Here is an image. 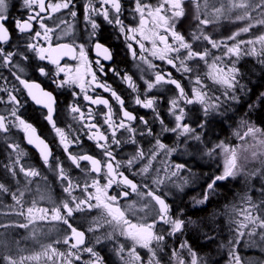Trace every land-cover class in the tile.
<instances>
[{
    "label": "snow or ice",
    "instance_id": "1",
    "mask_svg": "<svg viewBox=\"0 0 264 264\" xmlns=\"http://www.w3.org/2000/svg\"><path fill=\"white\" fill-rule=\"evenodd\" d=\"M189 2L195 10V14L192 17L195 27L190 33L192 42H189L185 35L177 30L184 27L183 21L186 17L185 4ZM219 2L221 7L214 9V16L201 18L200 13L205 5H202L199 0H158L155 5L147 3L146 0H129L127 5H125L123 0H85L81 5L85 22L84 35L81 38L83 42L57 43L53 46L50 35L53 29L45 23V17L47 16L48 19H51L52 13H59L62 10H68L72 18L77 17L78 12L75 10L76 4L74 0H59V2L48 4L45 3V0H21V6L27 12L26 17L22 19H13L10 16V0H0V68L9 69L15 82L12 87L4 86L0 88V92H3L4 96H6V99L4 96H0V104L5 106L2 109L4 114H0V141L6 144V156L9 161L7 164L0 162V167H3L13 179L16 178L18 171L23 174L25 180L24 188L17 187V190L11 193H9V189L4 183H0V193L11 195L12 200L15 202L13 210L16 211L18 216L26 220L25 223L12 226L28 229L29 225L37 220H62L70 231V235L63 240V243L69 249L67 255L48 245L42 253L27 257L20 256L19 264H24V261L39 260L41 256H46L49 260H52L53 256L57 258L64 257V264H106L104 257L95 250L94 245H100L105 240H111V234L109 233L106 237L98 236L93 246H86L85 232L77 230L69 222L76 212H84L94 208L104 210L106 213L105 223L117 229L120 236L126 237L133 242V246L127 254V259L123 255L125 252L123 244H119L113 249L115 255L124 264H142V258L136 252L137 245L148 249L150 253L146 264H161V260L157 258L156 250L151 245L153 241H156L158 246L163 245L166 236L156 234L154 231L156 224L169 225L168 237H176L184 236L185 229L193 223L191 220L186 221L181 218L182 212L180 209H176L175 216L171 214L172 205L167 202V199L172 198L171 192L165 191L158 195L149 188L148 184H143L144 191H140L139 188L141 186L129 179V176L125 175L123 171H120L122 162L117 159L113 151L114 147L120 149L122 146V139L117 138L118 132L127 134V138L123 140L124 144L136 146L135 152L129 154V158L123 161V165L129 171L145 159V151L136 137H152L155 140L153 149L149 150L150 159L148 163L138 169L137 174L140 176H147L152 166V161L156 160L158 152L163 151L166 156H171L177 149L169 148L162 143L144 116L139 117V123L143 125V130L138 131V127H133V122L137 120V116L125 108L124 99L110 85L99 82L97 71L104 76L111 72L117 79L125 83L131 92L135 94L133 103L142 109L152 111L154 121L159 125L161 134H175L177 140L183 138L186 146L185 151H187V146L191 143L193 148L200 149L207 157H212L218 151L222 152V171L219 174H213L208 177L203 198L196 200V205H205L210 199V194H216V188L220 182L227 181L230 178L235 179L238 175L243 174V171L238 166V156L235 149H230L223 142L212 144L208 140L207 144H205V140H207L208 131H210L208 126L212 122L211 118L214 115L222 114L220 108L226 102H238L237 91L243 92L246 89V86L241 84L240 79H238L242 75L237 67L240 59L245 56L255 57L258 64L264 68V19L253 18V13H256L257 16H261L264 13V0H238V2L237 0H232L230 5H228V0H219ZM97 4H99V7L96 6ZM253 4L255 5L254 7ZM125 12L128 13V18L131 20H138V27L125 24V19L122 18L125 16ZM241 12L243 14H239ZM233 13H237L235 21L243 22L244 26L225 39L217 40L205 34L204 29L207 26L218 22L221 17L230 19ZM97 18H100V20L98 21ZM10 23L11 28L9 27ZM60 23H65V21L61 20ZM103 23L112 26L123 36L126 48L132 59L138 61L136 67L141 73L144 72V68L141 65H146L149 70L154 72L152 80L145 79L143 75L140 76V80L146 90L144 93L145 98L142 99L141 95L138 94L139 85L135 82L132 75L127 72L121 75L120 71L110 65L106 71V65L101 61L114 62L115 57L114 53L106 45V37H104L102 30ZM34 25L40 30H35ZM149 25L151 26L149 27ZM257 28L261 29L259 35H254L249 39H238L244 34L252 33L253 29ZM71 31L72 28L69 25L65 34H69ZM13 32H17L23 37L19 47L10 43ZM162 32L164 34H161ZM137 36H139V39H137ZM169 38H171V43H169ZM39 41H43V43ZM145 41L150 42V48L145 46ZM197 41L207 42L210 47H205L203 50H194L193 45ZM132 42H135L139 47V57H137V50L133 47ZM5 45L8 46L9 50H6ZM221 49L222 53L220 55L212 56V50ZM182 50L184 52L183 58L180 55ZM89 51L96 54V60L92 61L89 59ZM145 53L166 62L167 65L177 72L187 76H194L195 79L189 80V83L199 87H192V95L190 97L182 83L172 77L171 72L161 73L160 71H155L156 65L148 59ZM65 56L78 61L74 68L68 64H61ZM210 57L211 62L209 63ZM226 59L231 62L230 67L222 66ZM177 61L179 62L178 68ZM191 61H202L204 63L207 67L205 75L214 83L223 87V100L219 96L210 97L202 90L205 85L202 83L201 77L196 74L198 66H189L188 62ZM45 62L54 66L51 72L46 67ZM93 64L96 65L95 70L93 69ZM26 68H30L33 74L48 80L53 86V90H47L41 83L32 80L30 77L22 78L26 75ZM12 69H15V71ZM3 79L7 80L6 77ZM16 85L20 87H16ZM167 85L174 86L177 90L175 98L169 101L167 108V114L174 120V126L172 127L165 124L164 118L157 110L158 101L156 97L147 96L148 92L163 89ZM97 88L110 93L116 101L121 113L118 122L113 118L115 113L108 99L99 95L93 98L92 95H89L90 90L95 92ZM57 89H68V94L72 99L68 103L66 111L69 117L78 124L75 129L69 125L68 131H66L64 127L58 126V96L64 93L63 91L57 93ZM248 91L250 92L251 90L249 89ZM21 92L28 98L23 100V102L18 98ZM81 97L91 105H103L106 107L107 111L99 113V115L103 125L107 128V135L100 130L99 125L93 122L95 120L93 109L91 107L87 109L86 117L85 112L76 103ZM29 100L43 109V119L58 138L59 146L62 148L66 159L77 169H81L82 162H88L90 167L86 175L95 174L96 176L90 184L85 182L81 186L80 183H74L68 177L58 157L54 158L55 168L49 163L50 158H53L52 149L37 134L36 127L24 119L21 114V110L26 108ZM182 103L184 106H181ZM197 104L200 105L199 111L201 115L193 121L195 124V127H193L192 124L187 122L191 117L188 115L186 108L189 105ZM261 104H264V92L257 96L254 103L248 105L249 110H253ZM86 119L87 123H85ZM241 125L247 128L241 139L251 136L256 140L258 134L264 136V130L248 124L247 121L241 120ZM13 130L22 132L27 144L34 146L38 150L43 164L48 167L49 171L53 172L62 183L66 182L67 186L63 188V191L69 195L73 206H70L68 201L63 202L62 207L65 210V215L62 216L60 208L57 207L52 210V214L49 216V210L47 208H38L36 201H33L32 206L28 207L26 211L24 210L22 201L25 191L29 190L27 185L32 183V178L39 177L40 172L33 167H25L20 163L21 158L24 156L23 150H21L19 143H9L12 139ZM69 133H71V138ZM81 136H84L87 141L94 142L95 147L102 153L103 162L91 154H74L73 151H70V149L79 148L83 152ZM250 148L252 157H256L258 152L264 155V139L258 140L256 145H250ZM168 167L171 171L166 172V176L172 187L178 193H183L189 181L187 177L181 176V173L190 170L186 168L184 163L169 165ZM81 171L85 170L81 169ZM102 173L106 179L104 184L100 183ZM16 183L19 185L18 180ZM152 184L159 188L165 184V180L153 179ZM121 185L127 186L131 193H136L140 197L147 196L149 201L154 204L155 217L151 223H133L126 218L125 212L119 207V199L129 197L130 192L121 191L118 194H108L109 190L113 189L114 186L119 188ZM90 188L93 191H90ZM77 189L84 193V199H78L73 195V192ZM258 191L261 196H264V183H262V187ZM241 199L246 206L239 214L244 218L241 221L234 222L236 227L228 244H220V248H227L229 264H242L237 246L245 235H247L249 241H252V238L259 234L260 240L264 241V199L257 203L253 200L250 193H246ZM135 207L134 202L128 205V209L133 211V214ZM144 207L147 208L148 204H145ZM233 211L235 212L236 209L234 208ZM0 227L7 228L9 226L0 225ZM99 227H102V225L97 224L96 228H90L89 231H96ZM208 227L212 228L213 231L216 230L212 225H208ZM245 229H248L247 233ZM229 231H233L231 227H229ZM205 235L208 243H213L217 239L216 236L208 235L207 233ZM70 241L74 242L70 243ZM159 250L163 252L164 248L161 246ZM170 252L169 264H209L208 259L198 255L187 239L182 240L176 247L171 248ZM185 252L186 256L184 255ZM0 262L2 264H17V260L11 255L0 256Z\"/></svg>",
    "mask_w": 264,
    "mask_h": 264
},
{
    "label": "flooded vegetation",
    "instance_id": "2",
    "mask_svg": "<svg viewBox=\"0 0 264 264\" xmlns=\"http://www.w3.org/2000/svg\"><path fill=\"white\" fill-rule=\"evenodd\" d=\"M59 2V0H45V3H56ZM85 2V0H74V3L76 4V11L78 12L77 17L72 18L69 15L68 10H62L59 13H52L51 19H48L47 16L45 17V23L48 25V27L53 29V32L51 35V40L53 46L57 43H81L83 40L81 39L84 35V19L83 14L81 10V5ZM125 5L129 3V0H123ZM147 3H151L153 5L158 3V0H146ZM199 2L202 5H205L201 10V18H205L206 16L211 18L215 15L214 9L217 7H221V3L219 0H199ZM232 0H228V5H230ZM99 7V4L96 5ZM227 6V5H226ZM186 9V17L183 21L184 27L178 28V31H181L182 34L185 35L186 39L189 42L191 41V31L194 30L195 22L192 19L193 15L195 14V10L193 5L189 2L185 4ZM27 12L22 8L21 6V0H10V16L15 18H24L26 17ZM125 19V24H130L133 27H138V20H131L128 18V13L125 12V16L122 17ZM98 21L100 18H97ZM63 20L65 23H60V21ZM234 22V25L236 23L235 17L234 19H229L228 17H221L220 20L216 23L210 24L207 26L204 31L206 35L211 36L213 39H225L227 36L230 35L231 31L230 29L232 26L230 23ZM59 25V27H57ZM71 25L72 31L69 34H65L66 30L68 29V26ZM151 25H149L150 27ZM9 27L11 28V23L9 24ZM34 29L39 31L40 29L34 25ZM102 30L104 37H106V45L110 48V50L114 53V62H107V61H101L102 63H105L106 65V71L108 69V66L116 68V70L121 72V75H123L125 72L132 75L135 82L139 85L138 94L141 95V98H145V86L143 82L140 80V76L143 75L145 79L152 80L154 78V72L152 70H149L146 65H141L144 68V72L141 73L139 69L136 67L138 61L133 60L131 55L129 54L127 48H126V42L122 35H120L112 26L107 25L106 23L102 24ZM259 32L252 33V35H257ZM161 34H164L163 32ZM248 37V36H247ZM137 39H139V36H137ZM23 40V37L17 33H12V40L11 44L19 47L20 42ZM43 43V41H39ZM171 38H169V43H171ZM133 43V47L137 50V57H139V47L138 45ZM205 45L207 43L202 42H195L193 47L194 50H203L205 48ZM46 46V44H45ZM145 46L150 48L151 44L148 41H145ZM6 50L8 49V46L5 45ZM78 51V49H77ZM215 51L212 50V56H215L213 53ZM146 56H148V59L152 61L153 64L156 65L155 71H160L161 73H167L171 72L172 77L179 80L182 85L185 87V90L188 92L189 96L191 97L192 92L191 89L193 86L199 87L198 85H193L189 83V80H194V76H187L180 72H177L175 69H173L171 66L167 65L166 62L160 61L156 58H153L150 56V54L145 53ZM181 58H183L184 52L182 50L181 52ZM89 59L94 61L97 59L96 54L92 51H89L88 53ZM211 62V57L209 58V63ZM246 62H252L253 64H258L257 58L255 57H249L245 56L240 59L239 63L237 64V67L241 70V67ZM78 61L71 59L69 56H65L64 59L61 61V64H68L72 66L73 68L76 66ZM189 66H198L199 61H191L188 62ZM46 67L51 72L54 69L53 65L47 64L45 62ZM11 67V66H10ZM179 67V62L177 61V68ZM96 65L93 64V69L95 70ZM205 69L204 65H199L198 70L196 72L197 75H202L203 70ZM15 71V69H12ZM241 73V71H240ZM19 74V73H17ZM242 74V73H241ZM97 76L99 78V82L106 83L112 87L114 91L117 92L118 95H120L124 101H125V108L127 110L134 113V115L137 116V120L133 122V127H138L139 130H143V125H140L139 123V117L144 116L145 119L149 121V126L153 127V131L156 134L158 131L159 125L155 123L154 116L151 110H145L141 107L135 105L133 103L134 100V93L131 92V90L128 88V86L123 83L121 80L117 79L111 72H108L107 76L101 75L97 71ZM242 76V75H241ZM6 77L7 80H4L3 78ZM30 77L32 80H35L38 83H41L47 90H53V86L51 83L46 80L45 78L39 77L36 74H33L30 68H26V75L22 78H28ZM203 77L201 78V80ZM240 79V78H239ZM242 79V77H241ZM241 81V80H240ZM242 83V81H241ZM13 84H15L12 75L10 74L9 69L7 68H0V88L4 86L12 87ZM215 85L214 82H206V86L211 88V86ZM16 87H20L19 85H16ZM63 91L64 94L58 96V104H57V110L59 113V119L57 120L58 126L64 127L66 131H68V126L71 125L73 129L78 127V124L73 121L66 109L68 106V103L71 101V97L68 94V89L59 90L57 89L56 92L59 93ZM213 91L217 93V90L213 88ZM15 94V93H13ZM177 94V90L174 88V86L167 85L163 89H156L152 92H148V97H156L158 103H157V110L160 112L161 116L165 120V124H167L170 120V116L167 114V108L169 106V101L172 98H175ZM89 95H92L93 98H95L97 95H99L102 98H106L110 101V104L113 107L114 110V119L117 120L120 117V109L117 105L114 98L111 96L110 93L104 92L102 89L97 88L95 92L89 91ZM0 96H4L3 92H0ZM6 99V96H4ZM23 100L28 99L26 95H24L23 92H21L20 96L18 97ZM77 104L81 107V109L85 112L87 117V109L91 107L93 109V113L95 114V120L93 121L97 125L100 126V130L104 132L106 135L108 134L106 126L103 125V121L99 115V113H104L107 111L106 107L103 105L95 106L91 105L89 102L84 101L82 97L76 101ZM181 106H184L183 103ZM5 106L3 104H0V114H4L2 109ZM197 107L198 105H189L186 108V111H188V115L191 117V119L197 118L201 114H198ZM196 111L197 113H194ZM43 109L36 106L34 103H32L29 100L28 105L25 109L21 110L22 117L26 119L28 122L32 123L36 129L37 134L43 138L53 152V158H50L49 163L55 168L54 158H59V160L62 162L63 167L66 170V173L68 177L74 182V183H80L81 186L85 182L91 183L92 179H95V174L86 175L87 170L89 169L90 165L88 162H82L81 163V169H84L85 171H81V169L75 168L74 165H72L65 157V154L62 151V148L59 146L58 138L53 134L50 126L44 121L43 119ZM193 113V114H191ZM225 117H227L225 114H222L219 118L221 120H224ZM85 123H87V119L85 120ZM190 123V122H189ZM229 125L227 124L226 128L228 129ZM260 129L262 127L258 126ZM245 127L242 128V132H245ZM229 131V130H228ZM240 133V132H239ZM71 138V133H69ZM81 140H83V152L80 151L79 148L77 149H70V151H73L74 154H91L103 162V156L101 151L95 147L94 142L87 141L84 136L80 137ZM117 138L122 139V146L120 149L113 148L114 153L116 154V157L118 160L122 162L120 171H123L125 175L129 176V179H132L137 185L141 186L139 188L140 191H144L143 184H148L149 188L153 190L156 194H162L165 191L170 192L171 188H169L171 184L166 183L164 185H161L159 188H157L154 184H152L153 179H157L156 176H154L151 171L147 174V176H140L137 174L138 169L142 167L143 165L148 163V160L150 159L148 150H144L143 147V141L144 139H147L148 137L141 138L139 136L136 137L137 141L139 142L140 146L145 151V159L143 161H140L138 164H136L131 171H129L124 165L123 161L127 160L129 158V154H133L135 152V145H129L124 144L123 140L127 138L126 133L118 132ZM19 143L21 150L24 152V156L21 158L20 163L23 164L25 167H33L35 170L40 172L39 177L32 178V183L27 185V188L29 190L25 191V195L23 198V208L26 211L28 207L32 206V202L36 201V206L38 208H47L49 210V216L52 214V210L54 208L59 207L61 211V215H65V210L62 207L63 202L68 201L70 206H73L71 199L67 193L63 191V188L67 186L66 182L62 183L59 179H57L56 175L49 171L48 167L43 164L38 150L32 146L28 145L26 142V139L24 137V134L22 132H18L13 130L12 132V139L9 141V143ZM109 139V143H110ZM205 158L208 161L207 163V169L209 172L212 170V162H213V156ZM0 162L7 164L8 158L6 156V144L0 141ZM155 163V161H152V165ZM204 164L198 165L199 168H203ZM223 163L221 164L222 168ZM214 173V174H219ZM213 173H211V176ZM46 177V179H44ZM19 181V185H17L16 181ZM230 180V179H229ZM227 181L220 182L216 188V194L212 195L210 194L209 201L203 205L205 208H211L212 203L215 200L222 201L218 197V188L220 184L226 183ZM106 182V179L103 175V173L100 176V183L104 184ZM0 183H4L6 187L9 189V193L15 192L17 190V187L24 188L25 180L23 178V174L19 173L17 171V176L15 179H13L10 175L7 174L6 170L3 167H0ZM192 183V182H191ZM206 184V183H205ZM205 184L203 185V190L201 197L199 199L203 198V194L205 191ZM167 185V187H166ZM201 186H196L193 184V188L190 190L192 193H195L197 190H199ZM90 191H93L91 188ZM121 191H129L127 186L121 185L119 188L116 186L113 187V189L109 190V195L118 194ZM185 191V190H184ZM73 195H75L78 199H84V193H82L79 189L73 192ZM177 195V194H175ZM174 195V196H175ZM191 199L195 197V194L191 195ZM256 197V196H255ZM258 197H261V194L258 195ZM167 199V198H166ZM240 200V199H239ZM256 201L257 198L255 199ZM135 203V210L134 214L133 211H130L128 209V205ZM167 202L172 205L171 199H167ZM223 202V201H222ZM95 203V201H93ZM148 204V207L145 208L144 205ZM15 205V202L12 200L10 194H4L0 193V225H8L9 227L3 228L0 227V256L2 255H11L15 260H17V264H19V257L20 256H31L35 254L42 253L44 248L48 245H51L52 247L56 248L58 252H63L65 255H67L68 252V246L63 243V240L66 236L70 235V231L67 228V225L63 223V221H52V220H37L33 224L29 225L28 229H22L19 227H14L12 225L25 223L26 220L23 217H20L16 214V211L13 210V206ZM119 207L121 210L125 212L126 218L131 220L133 223H151L155 217V213L153 211L154 204L149 201V198L147 196L140 197L136 193L129 194V197L127 198H121L119 199ZM240 210L243 209L242 205L239 207ZM18 210V209H17ZM173 216H175L173 212L172 207V213ZM106 219V213L103 209L94 208L92 210H86L84 212H76L74 213L73 217L70 218V223L73 224L74 227L77 228L79 231L85 232V245L86 246H93L94 241L96 237L100 236L102 237V233L100 235L98 230L96 231H89L90 228H96L97 224H100V220L105 221ZM156 234L158 235H167L169 230V225H165L163 223H157L156 228L154 229ZM246 232V230H245ZM247 233V232H246ZM106 235V234H105ZM256 237H259V235H256ZM173 240L177 241L179 240V236L171 237ZM248 238V237H247ZM246 235L243 239H241L240 244L237 246V251L241 257L242 264H264V251L261 250L262 246L259 244L260 238L253 239L251 243L257 242L256 244H251V248H247L246 244ZM177 239V240H176ZM74 241H70L72 243ZM262 243V241H260ZM174 246L171 248H174L177 246L178 243L174 242ZM165 244V241L163 242V245ZM264 244V242H263ZM132 245V244H131ZM162 245V246H163ZM213 245V243H212ZM211 243L207 245V247L211 248ZM242 245V247H241ZM133 246V245H132ZM95 250L101 254V256L104 257L106 264H123V261L119 260V257L115 256V253L113 251V256L115 259L111 256H107L106 250L103 248V246L100 245H94ZM151 247L156 250L157 256L161 255L160 247L157 245L156 241L152 242ZM127 247H125L126 249ZM131 249V248H130ZM164 249L166 251V246H164ZM222 249V248H221ZM226 248L222 249L225 250ZM168 252L170 249H167ZM130 251V250H129ZM123 255L127 258V253H123ZM150 253L148 249L144 248L143 252V262H146ZM141 257V256H140ZM161 261H164L163 257L159 258ZM2 264V262H0ZM24 264H64V257L57 258L53 256L52 260H49L46 256H41L39 260L36 261H24Z\"/></svg>",
    "mask_w": 264,
    "mask_h": 264
},
{
    "label": "trees",
    "instance_id": "3",
    "mask_svg": "<svg viewBox=\"0 0 264 264\" xmlns=\"http://www.w3.org/2000/svg\"><path fill=\"white\" fill-rule=\"evenodd\" d=\"M241 73L242 83L246 86L245 91L239 93V102L227 106L226 110L223 112V114L227 116L224 120H212L211 124L208 126L210 131H208L205 144H207L209 139L220 137L221 135V137L225 139L228 136L230 143H232L233 140L237 142L238 140L235 139L231 133L235 131L234 126L236 125V129H239L238 131L244 134V132L241 131L244 126L241 125L240 127V122L241 120H246V118L249 122H253L252 125L255 127L256 125L260 126L262 130H264V104L259 105L253 110H249L248 107L249 104L256 101L257 96L261 92H264V68L252 62H246L241 67ZM249 89L251 90L250 92L248 91ZM194 113L197 112L194 111ZM227 124L229 125L228 129L226 128ZM244 131L246 132L247 129H244ZM247 138L248 137H244L240 140L242 147L244 143L246 146L253 144L252 141V143H249L250 141L246 140ZM188 146L189 148H187V151L189 153L195 152V155L190 156L187 160L189 164L193 163L190 169L191 175L189 176V174H186L187 179L191 180L192 183L185 192L174 196L172 207L174 212H176V209L181 210V218L186 221L191 220L193 223L185 229L184 236L179 237L181 240L187 239L188 243L195 251L204 252L202 256L205 258H209L208 255H211V253H213L211 256L216 254L217 256H222L225 250L220 248V244L223 243L227 245L228 236L232 235V232L229 231V227L232 228L233 226L232 223L230 224L232 219L231 214L232 208L237 202L238 197L240 198L243 193H248L252 188H257V190L260 189L262 183H264V155L258 152L256 157H252L251 151H248L245 159L246 173L244 172L243 175L246 176V178H240L238 175L235 179L230 178L228 182L220 184L218 188V197L222 199L223 202L215 200L211 208H205L203 205H196L195 201L199 200L201 197L203 185L207 182L211 173H218L222 171V169H220V166L217 164L218 162L214 161L212 162V170L209 172L207 169L209 160L203 156V151L198 148H193L191 145ZM201 156V159L198 158ZM200 164H204L203 168L198 167ZM193 184L195 186L196 184L201 186L195 193L191 192ZM193 194H195V197L191 199V195ZM208 225H212L216 230L213 231ZM205 233L217 237L213 245L211 243L212 246L210 247H212V249L207 247L210 243H208ZM173 246L174 244L172 243L167 248L171 249ZM166 263H169V260Z\"/></svg>",
    "mask_w": 264,
    "mask_h": 264
},
{
    "label": "rangeland",
    "instance_id": "4",
    "mask_svg": "<svg viewBox=\"0 0 264 264\" xmlns=\"http://www.w3.org/2000/svg\"><path fill=\"white\" fill-rule=\"evenodd\" d=\"M238 2V0H237ZM255 5L253 4V7ZM239 14H243L242 12L239 13ZM235 15H237V13H233L232 16H231V19H234ZM253 18L254 19H264V13H262L261 16H257L256 13H253ZM230 25L232 26V28L230 29L231 33L230 35L234 32V31H237L240 27L244 26L243 22H236L235 25H234V22L230 23ZM255 32H259L257 35H259L261 33V29L257 28V29H253L252 33H255ZM252 33H249V34H244L242 35L241 37H239L238 39H249V38H252L253 35ZM248 36V37H247ZM203 43V42H202ZM204 43H207V42H204ZM231 43V42H230ZM205 47H210L208 44L205 45ZM215 52L214 55H220L222 53V49L221 50H213ZM204 65V63L202 61H199V64H198V67L199 65ZM205 66V65H204ZM222 66H231V62L228 61L227 59L225 60L224 62V65ZM241 71V70H240ZM207 72V67L205 66V69L203 70V74L202 75H199L201 78L203 77L202 79V83L205 85V87L202 89L203 91H205L208 96L210 97H217L219 96L221 98V100H223V96H222V93L224 91L223 87L214 83L215 85L211 86V88L207 87L206 86V82H210L212 83V80L209 79L205 73ZM242 77V76H241ZM241 77H238V79L240 78V80L242 81ZM240 81V83H241ZM243 84V83H241ZM213 88H215L217 90V93L213 91ZM239 93H241V91H237L236 95L239 97ZM239 102V100H238ZM233 103H237V102H226L225 104H223L220 108V112L223 114V112L226 110L227 106H229L230 104H233ZM198 105V104H197ZM199 107H197V110H198V114H201L199 109H200V105H198ZM222 114H218V115H214L211 119L214 120V121H222L219 117L222 115ZM196 118L194 119H189L187 122L190 124H192L193 127H195V124L193 123V121H195ZM244 121H247L248 124L252 125L253 122H249V120L246 118V120ZM241 123V122H240ZM168 125L169 127H172L174 126V120L173 118L170 116V120L169 122L166 124ZM240 127H241V124H240ZM256 127H258L256 125ZM235 128V129H234ZM234 130L235 131H232V135L235 139H237L238 141L236 142L235 140H233L232 143H230L229 139H228V136L227 138H222L221 136L220 137H215V138H211L209 139L212 144H216V143H220V142H223L226 146H228L230 149H235L237 151V156H238V166L241 168V171H243V174L239 175L240 178H246V176H243L244 175V172L246 171L245 170V159H246V153L248 151H251V148H250V145L249 146H246V144L244 143L243 144V147H242V143L240 142L241 140V137L243 136V133H239V129H236V125L234 126ZM246 128V127H245ZM158 131H157V136L158 138L161 140L162 143H164L167 147L169 148H176L177 151L172 153L171 156H166L165 153L163 151H160L158 152L157 154V158L155 161V163L151 166L150 170L151 173L157 177V179H164L165 180V184L166 183H169L171 184V182L168 180L167 176H166V172H170L171 169L168 167L169 165H174V164H178V163H184L186 168L187 169H191V164H189L187 161L188 158H190V156H193L195 155V152H192V153H189L188 151H185V144H184V139L183 138H180L179 140H177L175 134H171V133H160L159 131V127L157 128ZM247 129V128H246ZM228 132V131H227ZM237 133H239V135H237ZM248 138L246 140L250 141L249 143H252V145H256L257 144V141L260 140V139H264L262 135H259L257 136V139L254 140L251 136H247ZM244 138V137H243ZM252 141V142H251ZM155 144V140L152 138V137H148L147 139H144L143 141V147H144V150H148L149 152V156H150V149H153V146ZM184 145V146H182ZM191 145V143L189 144ZM187 148H189V146H187ZM243 152V154H242ZM203 156L205 157V155L203 154ZM198 158H202L201 157H198ZM216 161L218 162L217 164L220 166V169L221 168V164L223 163V154L222 152H217V154L213 155V162ZM246 173V172H245ZM186 174H189V176L191 175V171H188V172H182L181 173V176L183 177H186ZM175 179V178H173ZM189 181V184L185 187L184 190H187L189 189L190 187V184H191V180H188ZM171 188L170 192L172 193V198H171V203L172 201L174 200V195L175 194H181V193H178L177 190L172 187V184L169 185ZM259 190V189H258ZM257 190V188H252L250 189V191L248 193L251 194L252 198L254 201H256L255 199L257 198L258 201H256L257 203H259L260 200L264 199V196H261L262 198L258 197V195H260V192ZM185 192V191H184ZM246 193H243V195L239 198L238 197V200L237 202L235 203V205L233 206L232 208V214H231V221L233 226H232V235L234 233V229L236 227L235 225V221H241L243 220V216L240 215V205H242V207L244 208L246 205L243 203L242 201V197L245 196ZM256 196V197H255ZM240 199V200H239ZM231 207V206H230ZM236 209V211L234 212L233 209ZM174 212V210H173ZM174 214L176 215V212H174ZM100 225H102V227H99L97 228L99 232L98 235H100L102 233V237H106L109 233L111 234L112 236V239L111 240H105L102 244H100V246H103V248L106 250V253H107V256H111L115 259V257L113 256V249L114 247L118 246L119 244H123L124 245V248L127 247L125 249V253L128 254L129 250H131L130 248H132V245H133V242L126 238V237H122L119 235V232L117 229H115L113 226H111L110 224L108 223H105V221H102L100 220ZM169 230H170V226H169ZM246 232L248 231V229H245ZM106 234V235H105ZM232 235H229L228 236V240H227V244H228V241L232 238ZM259 235V234H257ZM246 238H247V235H246ZM179 240L175 241L173 240L171 237H168V235H166V240H165V244L162 246L160 245L159 247H163L166 246V251L164 249L163 252H161V255L160 256H157V258L159 259L160 257H163L164 258V261H161V264H169V263H166L168 260H169V257H170V253L168 252L167 248L170 244H175L174 242L176 243H180L182 240L180 239V237L178 238ZM253 239H259V237H253ZM261 240H259V244L262 246L261 250L264 251V244L262 241V243L260 242ZM171 242V243H170ZM257 242H253L251 243V241H249V238H247L246 240V244H247V248H251L252 245L251 244H256ZM132 244V245H131ZM242 247V245H241ZM170 251V250H169ZM136 252L141 256V258L143 259V252H144V248L140 247L139 245L136 246ZM196 252L198 253V255L202 256L204 254V252H200L198 250H196ZM184 255L186 256V253H184ZM211 255H213V253H211ZM210 254L208 255L209 258L208 261H209V264H229V256H228V252H227V248L225 249V253L222 254V256H217L214 255V256H211ZM116 256V255H115ZM117 257V256H116ZM126 258V257H125ZM127 259V258H126ZM120 260V259H119ZM122 264V263H120ZM124 264V262H123ZM142 264H146V262H143L142 260Z\"/></svg>",
    "mask_w": 264,
    "mask_h": 264
},
{
    "label": "bare ground",
    "instance_id": "5",
    "mask_svg": "<svg viewBox=\"0 0 264 264\" xmlns=\"http://www.w3.org/2000/svg\"><path fill=\"white\" fill-rule=\"evenodd\" d=\"M206 182V181H205Z\"/></svg>",
    "mask_w": 264,
    "mask_h": 264
}]
</instances>
